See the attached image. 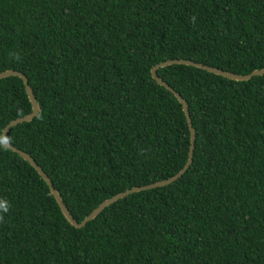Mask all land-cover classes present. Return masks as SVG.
<instances>
[{
    "label": "trees",
    "instance_id": "obj_1",
    "mask_svg": "<svg viewBox=\"0 0 264 264\" xmlns=\"http://www.w3.org/2000/svg\"><path fill=\"white\" fill-rule=\"evenodd\" d=\"M180 59L264 69V0H0V73L23 74L39 107L7 137L76 221L185 165V114L150 73ZM157 75L195 131L185 174L76 228L37 172L0 148V198L11 205L0 264H264V76L183 65ZM30 112L22 80H0V136Z\"/></svg>",
    "mask_w": 264,
    "mask_h": 264
},
{
    "label": "water",
    "instance_id": "obj_2",
    "mask_svg": "<svg viewBox=\"0 0 264 264\" xmlns=\"http://www.w3.org/2000/svg\"><path fill=\"white\" fill-rule=\"evenodd\" d=\"M172 65H183V66L193 67V68L200 69V70L206 71L208 73H211V74H214V75H217V76L229 79V80L239 81V82L249 81L253 77L264 76V69L254 70L250 74H246V75H236V74L225 72V71L213 68V67L205 66V65H202L200 63H195V62L183 60V59L168 60V61H165V62H162V63L155 65L151 69V71H150L151 77L156 82V84H158L159 86H161V87L165 88L166 90H168L169 92H171L174 95V97L178 100V102L180 103V105L182 107V111L185 114L187 124L189 127V131H190V148H189L187 161H186L185 165L183 166V168L176 175H174L171 178L161 180V181L149 184V185L128 188V189H125L123 191H120V192L116 193L115 195H113V196L105 199L101 203H99L94 209L91 210V212L87 216H85L80 222H78L69 213V211H68L67 207L65 206L61 196L52 187L50 179L43 172V170L36 164V162L28 154H26L25 152H23L21 150L16 149L15 147L11 146L10 144L5 145L3 147L7 150L12 151L13 153H16L20 158H22L25 162H27L37 172V174L42 178V180L48 186L50 193L52 194V196L56 200V202H57L62 214L66 218V220L70 224H72L74 227H76V228L83 227L88 221L94 219L105 207L113 204L114 202L118 201L119 199H121V198H123V197H125L131 193L150 189V188H160V187L170 185L173 182L177 181L188 170L189 166L192 163V159H193L195 131L192 127V123H191V119L189 116L187 104H186L185 100H183L178 93H176L171 87H169L157 75V71L159 69L164 68V67H168V66H172ZM8 77H18L22 80L24 88H25V92H26L28 99H29V102L31 104V112L22 118H18V119H15V120H12L11 122H9L3 128L2 133H1V136H6V137L12 128H14L15 126H17L19 124L31 122L39 114V107H38L37 101H36V99L32 93L30 86L28 85V81H27L26 77L23 74H21L17 71H12V70H7V71L0 73V80L8 78Z\"/></svg>",
    "mask_w": 264,
    "mask_h": 264
},
{
    "label": "clouds",
    "instance_id": "obj_3",
    "mask_svg": "<svg viewBox=\"0 0 264 264\" xmlns=\"http://www.w3.org/2000/svg\"><path fill=\"white\" fill-rule=\"evenodd\" d=\"M10 143L11 141L8 137L0 136V148H3L5 145H8ZM10 207L11 205L7 199L0 198V223L4 222V215L8 213Z\"/></svg>",
    "mask_w": 264,
    "mask_h": 264
}]
</instances>
